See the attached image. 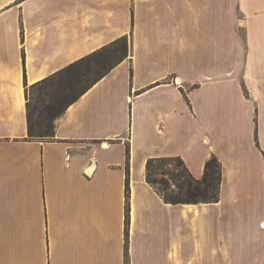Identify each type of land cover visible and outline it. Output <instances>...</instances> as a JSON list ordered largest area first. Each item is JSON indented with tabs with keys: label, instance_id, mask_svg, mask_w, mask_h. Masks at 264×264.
<instances>
[{
	"label": "crops",
	"instance_id": "0c3cea01",
	"mask_svg": "<svg viewBox=\"0 0 264 264\" xmlns=\"http://www.w3.org/2000/svg\"><path fill=\"white\" fill-rule=\"evenodd\" d=\"M121 37L129 58L29 140L25 87ZM171 157L197 179L215 157L218 201L166 203L145 167ZM126 255L264 264V0H0V264Z\"/></svg>",
	"mask_w": 264,
	"mask_h": 264
},
{
	"label": "trees",
	"instance_id": "16d2710c",
	"mask_svg": "<svg viewBox=\"0 0 264 264\" xmlns=\"http://www.w3.org/2000/svg\"><path fill=\"white\" fill-rule=\"evenodd\" d=\"M129 51L127 38L121 37L47 78L25 87L28 139H51L56 121L64 111L97 81L125 61ZM164 174L169 176L176 192L165 193L169 188L168 180L158 179V176ZM145 180L166 203H215L219 198L221 167L218 160L212 157L205 163L202 177L197 179L178 157L153 158L146 163ZM126 215L127 227V205ZM127 235L126 230V240ZM125 264H128L127 255Z\"/></svg>",
	"mask_w": 264,
	"mask_h": 264
},
{
	"label": "rangeland",
	"instance_id": "374dc122",
	"mask_svg": "<svg viewBox=\"0 0 264 264\" xmlns=\"http://www.w3.org/2000/svg\"><path fill=\"white\" fill-rule=\"evenodd\" d=\"M127 41L129 43V46H130V38H127ZM130 53H131V49L129 51V56H130ZM129 58V57H128ZM172 167H169V169H171ZM160 178H165L166 180H168V183H169V188L167 190H165L166 194H169V193H172V192H176V189L174 188V186L172 185L173 183L170 181V178L168 175H163V176H158V179ZM150 186V185H149ZM151 187V186H150ZM152 188V187H151ZM153 189V188H152Z\"/></svg>",
	"mask_w": 264,
	"mask_h": 264
}]
</instances>
